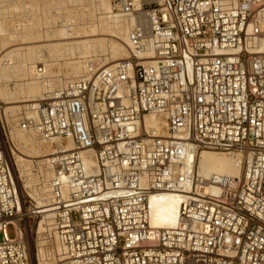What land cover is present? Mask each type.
I'll use <instances>...</instances> for the list:
<instances>
[{
    "label": "built area",
    "instance_id": "2783aa9c",
    "mask_svg": "<svg viewBox=\"0 0 264 264\" xmlns=\"http://www.w3.org/2000/svg\"><path fill=\"white\" fill-rule=\"evenodd\" d=\"M112 3L138 15L131 71L94 62L21 119L41 140L73 144L48 156L39 207L1 125L0 264H41L40 247L51 264H264V0ZM145 116L163 117L166 135ZM201 149L243 153L241 175H200L185 159ZM175 191L186 195L178 222L152 227L149 197Z\"/></svg>",
    "mask_w": 264,
    "mask_h": 264
},
{
    "label": "bare ground",
    "instance_id": "6f19581e",
    "mask_svg": "<svg viewBox=\"0 0 264 264\" xmlns=\"http://www.w3.org/2000/svg\"><path fill=\"white\" fill-rule=\"evenodd\" d=\"M51 1L58 3V7H61V5H63L62 3H64V6L60 9L62 12L55 13L54 15V19L57 18L58 20L53 19L54 22H52V24L48 23V25H52L53 28H55V34L52 37H57H55L56 42L52 44L46 43L45 45L41 44L31 47L18 46L17 43H15L16 40L20 41L21 39H25L26 41L32 39V37H30L32 35L30 32H32L34 28V20L27 21L26 24L23 22L17 23L15 29L13 31L11 30V34L10 31L7 30L8 28L6 29V26L9 24L6 20L7 18L4 16V19L0 17L1 53L10 46H14V48L5 51L0 58V79L3 77L7 79L23 78L22 83L27 86V93H30V95L27 96L32 98L37 97L36 99L26 101L23 106H12L9 105V103H12L13 99H18L17 96H15L16 85L8 88L0 87V97L5 101H9L6 103L8 105L4 106L2 111L7 123L10 124V135L15 147L12 151L14 172L16 174V171H19V175L16 174L17 180L19 177L21 178V174L27 176L31 172L36 173L37 182L35 187L29 186L28 190L29 194L35 199L37 207L45 203L49 197V193L46 189V182L52 177L53 173L46 164L48 156L57 154V152L60 151L72 149L73 144L71 140L59 138L51 141L41 140L32 131L23 126L21 119L35 116L34 108L38 100L47 97L50 92L55 90V87L64 85L65 80L73 79L76 76L87 73L94 62L100 67L112 69L116 63L123 60L128 66L129 71H131V61L126 60L129 58V40L127 34L132 24L139 20L138 15L132 14L127 16L117 11L115 12L113 10L112 0H91L89 4H82L84 7L79 5L82 8L69 3V1L76 2V0ZM31 2L33 1L0 0V16L5 14L3 10L11 3L13 10L17 8L19 10L23 9V7L25 8L26 5ZM76 9L79 11L91 9L88 14L92 17L87 21H83L76 16ZM55 10L56 9H54V11ZM25 30L29 31L28 35H21ZM104 35L107 37H103ZM12 42H14V44L10 45ZM60 49L65 53L69 52L68 55L71 56V58L67 59L64 63L65 74L69 77H65V75L62 74L56 76L61 80V84L55 82L53 86H51V84L47 85V88L41 92V89L45 88V84L41 82L51 78L48 76L49 73L47 70L50 64H48L46 60L40 62L42 63L41 68L37 66V60L25 64V60L29 61L30 58L28 57L29 59H26L24 53L29 56L28 54L32 55V53L39 52L41 55H38L37 58H41L44 52L49 54L51 50L55 52V50ZM74 50L76 51L73 52ZM33 56L34 55H32V58ZM2 102L5 104L4 101ZM21 114H23V118ZM141 124L147 131L156 132L158 135H166V121L161 116H145ZM21 151L24 154H21ZM84 153L86 167L93 170L92 168L96 166L94 152L88 150ZM243 157L244 154L241 152L201 149L197 153H193L192 150L189 151L186 155L185 162L204 177H208L214 173L228 175L230 177H239L242 172ZM206 189L212 191L217 190L215 187ZM28 190L26 189L27 192ZM185 196L184 193L178 191L152 194L149 197L148 206L150 225L155 228H173L179 220V206L186 198ZM44 210L47 211L49 209L47 208ZM42 227V223H39L37 227L38 232L42 230ZM53 250L59 252L58 245H55ZM38 251L40 263H50L45 248L40 247Z\"/></svg>",
    "mask_w": 264,
    "mask_h": 264
},
{
    "label": "rangeland",
    "instance_id": "374dc122",
    "mask_svg": "<svg viewBox=\"0 0 264 264\" xmlns=\"http://www.w3.org/2000/svg\"><path fill=\"white\" fill-rule=\"evenodd\" d=\"M32 1L33 2L27 4L25 8L23 7V9H19V10H18V8L13 10V6L11 3L5 8V10H3V12L5 14L4 15L2 14L0 16L2 18H3V16L7 18L6 20H7V22H9L10 25L8 24L6 26V29L8 28L7 30H9L11 34H12V31L15 29V26L17 23L23 22L26 24L27 21H30L32 19L34 20V28H33L32 32H30L32 34L30 36V37H32V39H28L26 41H25V39H21L20 41L19 40L15 41V43H17V45L20 47H22V46L23 47H25V46L31 47V46H35V45H41V44L45 45L46 43L52 44V43L56 42L57 37L56 36L52 37L55 34V28H53L52 25H48V23L52 24V22H54L53 19H54L55 13L62 12V11H60V9L64 6V3H62L63 5H61V7H58L59 4L56 3L55 1L52 2L51 0H32ZM90 1L91 0H76V2L69 1V3H72V5H75V6L82 8V7H84L82 4H89ZM79 5H82V7ZM54 9H56V10L54 11ZM89 10H91V9L80 10V11L78 9H76L77 12L75 10L74 11L76 13V16L81 18V20L87 21L92 17L90 14H88ZM114 11L116 12V10H114ZM56 19H54V20H56ZM28 33H29V31L25 30L23 33H21V35H28ZM105 36L106 35H104L103 37H105ZM50 38H51V40H50ZM52 39H53V41H52ZM62 41H64V40H62ZM69 41H74V40H69ZM13 44H14V42L10 43V45H13ZM17 45H15V46H17ZM12 48H14V46H10L9 48H7V50L12 49ZM7 50H4L2 53H1L2 50H0V58L3 55V53ZM75 51L76 50H74L73 52H75ZM62 52H63L62 49L55 50V52L51 50V52L49 54L44 52L42 54L41 58H37L38 55H41L39 52H35L34 54L32 53V55H34L33 58H32L31 54H28L29 56H27V54L24 53V57L26 56L25 57L26 59L28 57L30 58L29 61L25 60V62H24L25 64H28L27 62H34L36 60H37L36 61L37 66H42V63H40V62H43V60H46V62L48 64H50V67H47V70L49 73L48 76H50L51 78L48 80H45V81L40 80V81H42L41 82L42 84H45V86H44L45 88H42L41 92L47 88V85L51 84V86H53V85H55V82L61 84V80L59 78H57L56 76L62 74V75H65V77H69L67 74H65L64 63L67 61V59H70L71 56L68 55L69 52H66V53L65 52L62 53ZM22 82H23V78H17V79H14V78L9 79L8 78L7 79L6 77H3L0 79V87L8 88V87H11L13 85H16L15 96H17L18 99H13L12 100L13 102L9 103V105L23 106V104L26 101L33 100V99L37 98V97L32 98V97L27 96V95H30V93L29 92L27 93V86H25ZM1 100L4 101L5 104ZM7 102H9V101H5L4 99H2L0 97V137H2V135H1L2 126L1 125H4L5 127L7 125L8 127H10V124L7 123V120H6V118L3 114V111H2L4 106L8 105V104H6ZM21 115L23 118V114H21ZM16 124H17V122H16ZM15 152H16V150H15ZM21 154H24V153L21 151ZM42 159H44V158H42ZM15 168L17 169L16 165H15ZM16 174L19 175V171L18 172L16 171ZM36 182H37V179H36V173L35 172H31L27 176L25 174H21V190L25 189L26 187H27L26 189L28 190L29 186L35 187ZM28 193H29V190H28ZM12 232H13V230L9 226L7 228V233L10 236H12L13 235ZM0 241H1V236H0ZM48 264H51V262L50 263L48 262Z\"/></svg>",
    "mask_w": 264,
    "mask_h": 264
}]
</instances>
